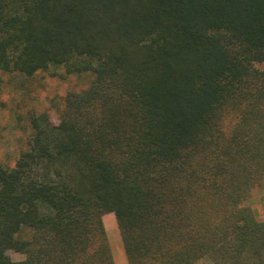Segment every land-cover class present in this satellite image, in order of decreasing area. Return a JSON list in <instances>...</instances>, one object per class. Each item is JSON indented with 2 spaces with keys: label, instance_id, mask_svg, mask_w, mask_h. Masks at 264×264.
<instances>
[{
  "label": "trees",
  "instance_id": "1",
  "mask_svg": "<svg viewBox=\"0 0 264 264\" xmlns=\"http://www.w3.org/2000/svg\"><path fill=\"white\" fill-rule=\"evenodd\" d=\"M262 61L264 0H0L1 71L92 74L0 164V264H114L110 216L128 264H264Z\"/></svg>",
  "mask_w": 264,
  "mask_h": 264
},
{
  "label": "rangeland",
  "instance_id": "2",
  "mask_svg": "<svg viewBox=\"0 0 264 264\" xmlns=\"http://www.w3.org/2000/svg\"><path fill=\"white\" fill-rule=\"evenodd\" d=\"M254 66L264 70V61L255 62ZM91 79L92 74L68 73L63 65L32 75L0 70V164L12 167L20 152L27 148L33 134L32 118L56 125L65 95L82 91ZM244 204L253 209L257 219L264 220V180L253 188ZM111 225L116 227L110 216L105 220V229L109 230ZM28 234L24 232V236ZM7 254L14 261L23 257L13 250ZM200 263L214 264L207 257Z\"/></svg>",
  "mask_w": 264,
  "mask_h": 264
},
{
  "label": "crops",
  "instance_id": "3",
  "mask_svg": "<svg viewBox=\"0 0 264 264\" xmlns=\"http://www.w3.org/2000/svg\"><path fill=\"white\" fill-rule=\"evenodd\" d=\"M106 234L114 264H128L123 244L116 227L111 225L109 230L106 229Z\"/></svg>",
  "mask_w": 264,
  "mask_h": 264
}]
</instances>
